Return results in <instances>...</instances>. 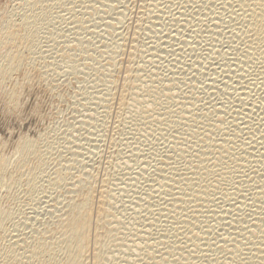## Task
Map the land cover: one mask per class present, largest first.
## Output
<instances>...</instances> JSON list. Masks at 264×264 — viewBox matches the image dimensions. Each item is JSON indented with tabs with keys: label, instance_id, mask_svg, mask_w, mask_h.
Segmentation results:
<instances>
[{
	"label": "bare ground",
	"instance_id": "1",
	"mask_svg": "<svg viewBox=\"0 0 264 264\" xmlns=\"http://www.w3.org/2000/svg\"><path fill=\"white\" fill-rule=\"evenodd\" d=\"M7 13V115L30 64L51 84L67 65L94 99L68 155L47 132L10 154L0 139V191L26 176L38 196L23 219L0 202V264H264V0H17ZM108 128L105 164L134 165L120 183L82 152Z\"/></svg>",
	"mask_w": 264,
	"mask_h": 264
},
{
	"label": "rangeland",
	"instance_id": "2",
	"mask_svg": "<svg viewBox=\"0 0 264 264\" xmlns=\"http://www.w3.org/2000/svg\"><path fill=\"white\" fill-rule=\"evenodd\" d=\"M16 4H17V0H0V22H1L2 19H4L5 14L7 12L11 11V9H13L16 6ZM5 18H6V16H5ZM57 24L59 25V23H57ZM66 52H67L66 50H63L60 53L63 54V56H68L69 52H67V53ZM33 65L30 64V66H27V65L26 66H22L21 69L19 71H17L15 73V75H14L16 80L14 78L12 84L11 83L9 84V86L11 88H13L15 90H18V91H23L24 89H26V90H24L25 94L23 93V97H25L24 95H26V93H27V95H26L25 98L22 97L23 103L25 102L24 103V107H23V103L21 102V106H20L21 108L19 107V110L17 111L18 113H15V115L14 114L7 115L5 110L0 107V139L3 138V141H4L3 143L5 145L4 146L5 149L3 148V150H4V152L6 154H10V152L14 153L15 149H14L13 145L16 144L17 140L20 139L22 136H26V134H28V136H29L31 134L29 137L28 136H26V137L31 138V139L35 137V139H36L37 138L36 135H38L39 132L40 133L41 132H45V133L47 132V133H49V135L46 133L47 136H49L51 138L53 136V138H52L53 140L56 138L54 141H56L55 148L57 150L56 152L58 153V155L61 154V153L65 154V155H68V153H67V152H69L68 149H70L72 146L75 149L76 148L75 146H77L78 142L81 141L80 138L84 137V134L86 135L87 132H89V131H87L88 130L87 126H85V125L80 123L82 121V117H83L84 112H85V110L83 108L84 107V104H83L84 100L82 99L83 95H84V97H86L90 101H92L94 98H93L92 94L89 93L90 91L88 89H87L88 91L84 90L82 88L80 89L79 87H77V83H75V81L74 82L71 81L73 79H72L70 71H68L69 74H70V75H68L69 79L67 81L64 80L65 78H67L66 71L70 70L69 67H67V65H63V66H60V67L57 68V73H56V75H54V78L57 76L55 78L56 82L54 81V83H56V85H54V86L52 85L54 83L51 84L47 80L44 81V80L41 79V81H42L41 82L39 80V78H37V76H36L38 74V71H37L38 69H36L37 66L36 65L33 66ZM29 67H30V70L28 71ZM31 67H33L32 68L33 74L31 72ZM35 69H36V72H34ZM27 71L31 72V73H27ZM28 74L31 75L32 78ZM26 75H27V77H29V79L31 78V80L32 79L33 80L32 81L28 80L26 78ZM17 79L20 81L21 84H19L17 82ZM57 80H59V81H57ZM69 80H70L71 84H70V82H68ZM27 81H29V82L31 81V82L29 83ZM15 82H16V85L14 84ZM17 84H19V85H17ZM29 84H31V85H29ZM13 85L15 87L16 86H18V87L14 88ZM81 91H83L84 93L83 92L81 93ZM90 94H91V96H90ZM80 100H83V101H80ZM90 101H89V103H90ZM80 112H81V114H80ZM83 130H85V131H83ZM107 130L109 131V134L107 133L108 131H106L105 134L107 133V136L108 135L109 136L108 137L107 136L103 137L104 139L102 138L103 140H101V142L98 141L99 144L97 143L98 144L97 146H99V147H96L94 149L92 147V145H91V144H93V142L90 143V141H88L89 142L88 143L87 141H85L90 146H87V143H86L85 144L86 148L84 147L85 150L82 149V152L84 151L83 153H85L84 157L85 156L89 157V158L88 157L85 158L87 162L89 161L88 162L89 164H91V163L95 164V165L93 164L94 165L93 169H95L93 171V173L95 172V175L99 174V178H101L102 176H105V174L106 175L109 174L110 176L112 175L113 177L116 176L115 178H117V181L120 183V182H123V179H122L123 177L125 179H126V177H125L126 175H127V177H129V175H130L129 173L132 171V166H134V165H131V164H129V166L128 165H125V166L122 165L121 163L123 162L122 161L123 159H122L121 156H123V153H121V155H120V153H118L119 155L118 154L114 155L115 162L113 163V164H116V163L117 164L113 165V164L110 163L111 166H110V164H109V166H107L108 164L106 162H108V161H106V159L107 160H111L110 158L108 159L109 156H107V155L108 154L109 155L112 154L110 152L112 150V148H109V147H111L109 142H110V139L112 137H114V135L117 136L116 134H113L112 130L110 131L109 128ZM51 131H52V133H51ZM34 132H36L37 134L34 133ZM45 133H42V135L44 134V136L47 138ZM78 134H79V136H78ZM18 135L19 136L21 135L20 138H17V137H19ZM39 135H38L37 140H40L41 138H42L41 140H43L45 138V137L43 138V136L41 137V135H40V139H39ZM50 135H52V136H50ZM73 138H76V139L74 140ZM15 139H16V141H15ZM13 140H14V142H13ZM82 141H84V140H82ZM1 142H2V139H1ZM69 142H71V143H69ZM48 143H51V142H48ZM68 145L69 146L72 145V146L69 147ZM59 151H62V152L60 153ZM90 151H92V152H90ZM88 152H90V153H88ZM122 152H123V150H122ZM62 156H64V155H62ZM110 156H112V155H110ZM77 165H78V166H76L77 168L82 169V167H83V166H81L82 164H80V166H79V164H77ZM109 167H111V168L113 167L112 170L113 171L116 170V171L115 172H111V168H109ZM77 168L72 170V173L70 174L71 175V179L72 178H74V179L77 178L78 177L77 176L78 173L79 172L81 173V171L83 170V169L79 170ZM105 169H107L106 171L108 173L105 171ZM104 171L106 172L105 174H104ZM126 171H127V173H126ZM122 173H126V175L124 174V176H123ZM73 175H74V177H73ZM25 177L26 176H22L21 177V181L23 183L21 181H20L19 185L13 183L12 184L13 186L11 185L9 187L10 189L8 188L7 190H1L0 191V202L3 204V208L5 210H7V211H10L11 209H13L14 212H13V210H11V212H13V213H16L19 210L16 215L18 216L19 212H20V215L18 216L20 219H23L27 214H29L30 208H33L34 205L35 206L37 205L36 201L38 199V198H36V197H38L37 193L34 192V190L31 189L30 185L28 184V179L26 180L27 177L26 178ZM141 178H142L141 176L140 177L138 176V180H136V179L130 180L131 183L129 185L130 186L132 185V183H133L132 181H134V183L136 182V184H137L138 182L141 181L140 180ZM115 180L116 179H114V181ZM119 180H121V181H119ZM117 181H115V182L117 183ZM61 190H63V191H61ZM61 190H59V191L56 190L55 191V192H57L55 194H56V196L59 199H62V197H64L63 195L66 194V192H64L65 191L64 189H61ZM131 193H132V191H131ZM126 199H129V198L127 197ZM33 203H35V204H33ZM6 206H9V208L6 207ZM10 207H13V208H10ZM23 208L25 210L24 211L25 213L23 211H21ZM21 216H23V217H21ZM45 218L48 219L50 217L49 216H45ZM128 218H129V216H128ZM131 219H133V218H131ZM131 221H130L131 223L136 224L134 219L131 220ZM2 231H0V234L3 233ZM0 237H1V235H0ZM0 240H1V238H0Z\"/></svg>",
	"mask_w": 264,
	"mask_h": 264
}]
</instances>
